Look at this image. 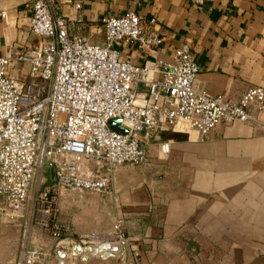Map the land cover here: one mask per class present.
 Here are the masks:
<instances>
[{"label":"built area","instance_id":"obj_1","mask_svg":"<svg viewBox=\"0 0 264 264\" xmlns=\"http://www.w3.org/2000/svg\"><path fill=\"white\" fill-rule=\"evenodd\" d=\"M32 1L27 27L19 31L25 50L0 55V199L6 217L22 227L12 264H51L52 254L33 244L35 225L65 253L76 245L85 251L126 243L121 219L103 234L68 236L67 223L50 220L52 194L73 188L112 198L115 170L146 164L143 143L156 129L193 130L200 139L221 122L264 129V88L249 86L237 100L210 95L196 82L199 66L188 44L161 55L164 37L154 17L132 10L105 15L103 43H95L82 32V20L60 13L62 0ZM120 42L147 55L145 63L122 59L115 47ZM20 62L27 71L13 75V63ZM47 163L55 180L45 186ZM119 257L138 264L134 247Z\"/></svg>","mask_w":264,"mask_h":264},{"label":"crops","instance_id":"obj_2","mask_svg":"<svg viewBox=\"0 0 264 264\" xmlns=\"http://www.w3.org/2000/svg\"><path fill=\"white\" fill-rule=\"evenodd\" d=\"M32 3L0 0V55L25 50L19 31L27 27ZM58 5L64 17L85 23L82 32L95 43H103L105 15L132 10L154 17L164 37L161 55L188 44L199 66L196 82L212 96L237 100L249 86L264 88V0H62ZM115 47L126 61L147 60L129 43ZM26 71L27 64L13 63V75ZM162 143L168 145L165 152ZM143 146L147 163L115 170L113 197L99 195L101 213L84 202L68 205L73 238L109 232L121 219L126 243L93 255L76 245L63 258L55 242L52 249L44 244L51 264H124L120 253L130 247L137 250L138 264H264L263 128L221 122L203 139L193 130L158 128ZM76 205L80 211L74 214ZM4 209L0 206V264H12L19 235Z\"/></svg>","mask_w":264,"mask_h":264},{"label":"rangeland","instance_id":"obj_3","mask_svg":"<svg viewBox=\"0 0 264 264\" xmlns=\"http://www.w3.org/2000/svg\"><path fill=\"white\" fill-rule=\"evenodd\" d=\"M46 184L50 185V179H49V174L48 172L46 173ZM52 196L54 197V202H53V208L54 211L52 212V214L50 215V220L53 219L54 221L56 220H62L64 221L63 223H67L70 227V237L73 236V230H72V224L71 222L68 220L69 214L68 211L70 208H68L69 203H77V202H84L88 207H89V211H97L99 213H101L100 211V207H102L103 205H101L102 201L100 199V196L96 193H93L91 191H86V190H79V189H73V188H63L58 190L56 193H53ZM65 201L67 205H63L61 202ZM78 204V203H77ZM0 206H4V203L2 202V200L0 199ZM77 207L73 206V208ZM98 208V209H97ZM74 214H76L79 210V208H75L74 210ZM79 213V212H78ZM41 214H38L37 218H40ZM22 222V221H21ZM35 222V220H34ZM59 222V221H58ZM14 225V231L16 233H18L19 235V240H18V244L20 241V237H21V226L19 225V221L16 222H12ZM103 234L104 230H94V231H90V232H85L82 234ZM80 234V235H82ZM32 240H33V244L38 245L40 247H43V249L45 248L44 244H46L47 246H50L51 249L54 246V242L56 245V239H54L48 231H46V229L44 228H39L38 226H34L33 231H32ZM19 247V245H18ZM49 247H47L48 249ZM18 251V250H17ZM121 262V261H120ZM122 263V262H121ZM68 264H73V263H68ZM79 264V261L78 263ZM91 264H118V262L114 261V262H105L104 261H93ZM123 264V263H122Z\"/></svg>","mask_w":264,"mask_h":264},{"label":"water","instance_id":"obj_4","mask_svg":"<svg viewBox=\"0 0 264 264\" xmlns=\"http://www.w3.org/2000/svg\"><path fill=\"white\" fill-rule=\"evenodd\" d=\"M166 129H168V128H166ZM46 168H47V171H48V174H49V179H50L51 182H53L55 180L54 168H53V166L50 163L46 164ZM77 246H79V245H77ZM111 246H113V245L102 244V245L97 246V247H88L85 251L88 252V253H91L93 255L95 253H98V249L102 250L104 248H110ZM80 248L82 249V247H80ZM71 249H74V246ZM57 256L63 258V257H65V252L61 251V254L57 253Z\"/></svg>","mask_w":264,"mask_h":264}]
</instances>
